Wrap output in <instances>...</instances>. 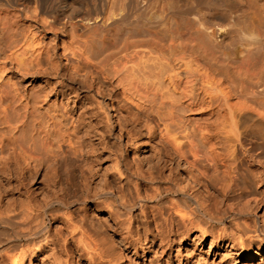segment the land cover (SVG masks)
Masks as SVG:
<instances>
[{"label":"bare ground","instance_id":"bare-ground-1","mask_svg":"<svg viewBox=\"0 0 264 264\" xmlns=\"http://www.w3.org/2000/svg\"><path fill=\"white\" fill-rule=\"evenodd\" d=\"M239 150L264 186V0H0V264H115L78 222L146 264H212L170 255L193 233L264 264L260 202L222 201Z\"/></svg>","mask_w":264,"mask_h":264},{"label":"rangeland","instance_id":"rangeland-1","mask_svg":"<svg viewBox=\"0 0 264 264\" xmlns=\"http://www.w3.org/2000/svg\"><path fill=\"white\" fill-rule=\"evenodd\" d=\"M111 112H113V111H111ZM116 130H114V133H116ZM120 139L122 140L123 143L126 141L125 137H122ZM145 142H148V140H146V139L142 140L141 139V140L138 141L139 153H140V154L138 153L139 156H144V154H145L144 149H147L149 147V145H146ZM239 151L240 152H238V155H240L239 153H242L243 155H245L244 151H242V150H239ZM253 151L254 152H258L259 151V149L257 148L256 144L252 145L251 150H249V154L252 153ZM132 155H133V153L131 151H129L127 153V160L128 159L131 160L135 156V155L134 156H132ZM243 155H240V157L238 156L239 157V161H240L239 165H241V166L240 167L238 166V168H236V172L237 173H236V180H235V184H234L235 186L234 185L232 186L233 188L229 192V195L227 196V198H223L222 201L225 202V203L223 202L224 203V207H226V208H230L231 207L232 209H236V210L239 209L240 207L246 205V204L252 206V205H254L255 201H259L260 204H259V207L256 209V213H258L259 216H261V218H262V216L264 215V194L262 192V190L264 189V186H262V187H260L258 185L248 186L247 184H245V185L242 184L241 181H242V178L244 176L243 175V173L245 171L244 169H249L251 171H253V169H254V167L248 166L250 164V161H249V159H246V158H248L247 155H245V156H243ZM109 162L110 161H108V159H104L103 162L101 161L100 163L97 164L98 168H101V170H103L104 168H108L109 166H111V163H109ZM109 169H110V167H109ZM253 173H254V171H253ZM249 176L251 178L253 177L252 175H249ZM38 182H39V179H37V177L32 179V181H31L32 189L40 190L41 185H38ZM238 182H240V184ZM238 184L240 185V187H239ZM220 198L221 197H218V199H220ZM76 206H77V208H81V209H83V207H85L87 210H89V213H86V214L81 211L82 213H80V214L83 215V216L87 215V217L89 216L90 218H93V219H101V217L104 216L102 214H99V215L95 214L94 210H96V209L93 206L89 205V204H87L86 206L82 205L80 207L78 205H73V206L70 207L69 211H72V209L75 210ZM136 212H137V210H136ZM136 212H134V213H136ZM95 216H97V217H95ZM106 218L107 217H105V219ZM105 219H104V221L106 222ZM101 222H103L102 219H101ZM78 223H79L78 225H80L83 230L84 229L86 230L85 233L88 234L90 236V238H92V237L95 238V240L97 242L103 243L102 245H105L106 243L109 242L111 244L112 249H113V252H112V253H114L113 257L117 258V257L120 256L118 258V260H117V262H119L120 264H129V263L130 264H146L148 262V260L150 258V255H146L145 252H143L140 249L141 246L136 245L133 249L132 248H128V250H125V251L119 250V247L121 246V245H119L120 244V239L122 237L121 236L122 234L120 232L119 233L118 232L115 233V232H113V230H109L108 233H106V234L102 233V234H104V235H102L101 233H96V232L93 231L94 233L97 234V235L96 234L94 235L92 230H94L95 228L94 229H92L93 227L90 228L89 223L84 222L83 224L87 223L85 225L80 224V222H78ZM225 226H226V224H225ZM213 232L214 233L215 232L216 233L219 232V228L218 227L214 228ZM181 240L182 241H180L179 239H176V241L172 244L170 255L172 254L171 256H175V254H179V256L181 255L180 257L183 258V260L185 259V257H188L191 254L192 255L195 254V259L199 260V262H202L203 260L204 261L207 260L208 262H210L212 264H217L219 259H220L219 258L220 254H223V251L225 250V247L222 250H219L214 245H210V237H209V239L206 242H202V240L198 237V234H196V233H193L189 239H181ZM106 246H108V245L106 244ZM59 248L60 247H58L57 250L55 249L56 252H57L56 254L59 257V260L61 261V264H64V263H62V259L64 257L65 258H68V257L65 256V253H62V248H61V250ZM69 254H70L69 255L70 264H74V263H71V261H73V262L75 261V264H78V263H76V260H77L76 256L73 253H71V252H69ZM170 255H168V254L165 255L163 257V259H166ZM154 256L156 257V255H154ZM157 256H158V254H157ZM176 256H178V255H176ZM244 261L245 260L237 259V261H235L233 264H242V262H244ZM249 261L257 263V260L254 259V258L253 259H249ZM83 263H85V262H83ZM184 263H185V261H183L182 263H178L176 261V262H174L172 264H184Z\"/></svg>","mask_w":264,"mask_h":264}]
</instances>
